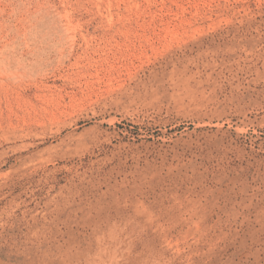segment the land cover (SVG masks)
Wrapping results in <instances>:
<instances>
[{
	"label": "rangeland",
	"instance_id": "rangeland-1",
	"mask_svg": "<svg viewBox=\"0 0 264 264\" xmlns=\"http://www.w3.org/2000/svg\"><path fill=\"white\" fill-rule=\"evenodd\" d=\"M0 264H264V0H0Z\"/></svg>",
	"mask_w": 264,
	"mask_h": 264
}]
</instances>
